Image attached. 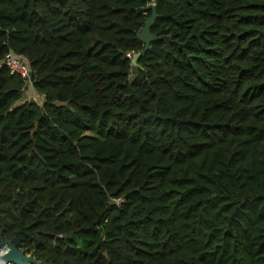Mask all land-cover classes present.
I'll return each instance as SVG.
<instances>
[{"label": "trees", "instance_id": "16d2710c", "mask_svg": "<svg viewBox=\"0 0 264 264\" xmlns=\"http://www.w3.org/2000/svg\"><path fill=\"white\" fill-rule=\"evenodd\" d=\"M17 233L40 264H264V0H0V240Z\"/></svg>", "mask_w": 264, "mask_h": 264}, {"label": "water", "instance_id": "95a60500", "mask_svg": "<svg viewBox=\"0 0 264 264\" xmlns=\"http://www.w3.org/2000/svg\"><path fill=\"white\" fill-rule=\"evenodd\" d=\"M153 9L152 15L145 21V24L142 28V30L138 34V38L145 44V48L143 50V53H145L151 44L152 41H154L157 37L156 35L152 34L150 31L151 26L154 24L157 12L155 6H151ZM149 7L145 8L148 9ZM141 53H134L132 57V68L130 70L131 80L132 78H136L137 71L141 68V66L138 64V59L140 57ZM22 237L20 233H17L15 237L10 239L7 242V245L9 249L7 252L1 254L0 252V262L7 264V263H13V264H33L37 260L32 256L26 254L24 251H22L17 245L20 243ZM4 240H0V249L5 246Z\"/></svg>", "mask_w": 264, "mask_h": 264}, {"label": "built area", "instance_id": "2783aa9c", "mask_svg": "<svg viewBox=\"0 0 264 264\" xmlns=\"http://www.w3.org/2000/svg\"><path fill=\"white\" fill-rule=\"evenodd\" d=\"M128 55L131 57L130 54H128ZM3 63L10 69L11 73L19 74L22 77L27 78L29 83L32 84L31 72H30L29 65L26 63V61L23 59L22 56H19V55L15 54L14 52L10 51L9 53H7ZM122 201H123L122 198H118L115 200V203L117 205H120L122 203ZM8 249H9L8 245L5 244V246L0 249L1 254L7 252ZM0 264H4V263L0 262ZM7 264H13V263H7ZM33 264H40V263L38 261H36Z\"/></svg>", "mask_w": 264, "mask_h": 264}, {"label": "rangeland", "instance_id": "374dc122", "mask_svg": "<svg viewBox=\"0 0 264 264\" xmlns=\"http://www.w3.org/2000/svg\"><path fill=\"white\" fill-rule=\"evenodd\" d=\"M22 99H23V101H27V100L36 101L38 104H42V102H43V97L40 96V94H38L36 92V90L33 87V84H31V83H29L26 91L23 93Z\"/></svg>", "mask_w": 264, "mask_h": 264}]
</instances>
